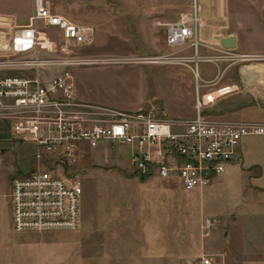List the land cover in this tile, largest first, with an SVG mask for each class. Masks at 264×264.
Wrapping results in <instances>:
<instances>
[{"label": "rangeland", "instance_id": "374dc122", "mask_svg": "<svg viewBox=\"0 0 264 264\" xmlns=\"http://www.w3.org/2000/svg\"><path fill=\"white\" fill-rule=\"evenodd\" d=\"M53 2L54 12L94 28L92 42L76 52L87 61L71 68L80 99L124 111L154 106L178 120L194 116L196 78L192 63L185 60L196 55L194 46L169 48L166 34L143 29L140 15H130L124 0ZM233 3L230 19L241 44L231 52L250 57L218 61L219 67L202 61L200 74L205 79L224 71L221 83L240 71L245 76L259 73L255 79L258 100L264 105V0ZM33 10V0H0V14H10L15 26L28 23ZM38 26L57 42L62 40L55 28L42 21ZM210 49L212 55L202 57L224 54L221 48ZM60 70L43 68L41 74L50 78ZM33 73L25 67L0 68V75ZM231 101L204 113L217 119L223 113L220 108L229 110ZM33 151L31 142L13 138L9 120L0 119V264H201L205 258L213 264H264V199L251 213L235 197L240 186L235 179L186 191L176 180L138 176L128 148L118 144L85 147L80 152L75 177L83 194L76 229L14 232L3 237L13 180L30 172ZM242 209L249 215L241 216Z\"/></svg>", "mask_w": 264, "mask_h": 264}, {"label": "built area", "instance_id": "2783aa9c", "mask_svg": "<svg viewBox=\"0 0 264 264\" xmlns=\"http://www.w3.org/2000/svg\"><path fill=\"white\" fill-rule=\"evenodd\" d=\"M53 5V0H33V14L24 25L0 19V68L18 66L34 72L0 75V119L11 122L14 139L34 145L32 169L12 183L14 232L79 226L83 188L75 174L85 147L126 146L138 176L176 180L190 191L207 187L227 173L238 160L244 136L264 135V123L220 120L204 113L235 89L231 85L212 89L224 71L205 80L200 62H214L219 67L218 61L236 62L250 56L223 49L224 54L218 57L199 56L196 4L187 20L158 22L165 27L169 48L190 45L196 49V55L185 59L192 63L196 78L195 114L186 120L168 118L154 106L124 111L80 99L71 68L87 61L76 52L92 42L94 28L54 12ZM39 21L55 28L62 40L57 42L41 29ZM59 51L62 55H50ZM19 55L30 57L9 58ZM53 67L61 68L53 77L41 74L43 68ZM201 264L213 261L205 258Z\"/></svg>", "mask_w": 264, "mask_h": 264}, {"label": "crops", "instance_id": "0c3cea01", "mask_svg": "<svg viewBox=\"0 0 264 264\" xmlns=\"http://www.w3.org/2000/svg\"><path fill=\"white\" fill-rule=\"evenodd\" d=\"M124 3L129 8L127 12L130 15L138 12L140 15V25L143 29L148 32L162 31L164 34L165 27L159 25L158 22L169 23L187 20L193 15L196 4L199 16V46L197 51L199 56L212 55L213 51L210 48H221L231 51L241 44L239 35L235 33L236 28L230 19L233 7H235L233 0H124ZM0 19H6L11 22L12 16L10 14H0ZM148 37L151 38L150 33ZM227 65L233 66L228 63ZM215 77L216 75L205 78V80H213ZM259 77V73L256 72L245 76L240 71L237 77L223 79L221 83L215 84L212 88L214 90L222 85H231L235 89L229 95L219 98L214 105L221 106L219 104L222 101L233 100L229 104L231 106L229 108L230 111L219 107L223 113L216 118L227 121L264 123V105L258 100L260 92L257 90L258 83L255 80ZM243 86L245 90L242 89ZM132 170L134 172L133 167ZM233 179L237 180L240 184L235 197H239L238 200L245 209L251 213L254 212V208L261 206V200L264 199V135L244 136L238 147V160L229 166L227 173L214 178L208 187H217L216 184ZM207 188L205 187V189ZM11 192L9 194L10 212L3 237L9 233H14ZM260 195H263V197L260 198ZM243 210L239 213L241 216L249 215V211ZM233 211L234 209L227 211L223 217L231 214ZM209 245L212 246L210 243Z\"/></svg>", "mask_w": 264, "mask_h": 264}]
</instances>
